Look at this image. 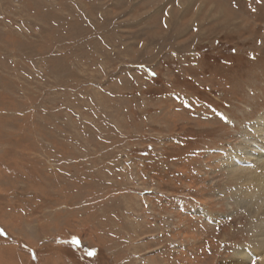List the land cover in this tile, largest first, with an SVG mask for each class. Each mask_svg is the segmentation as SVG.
Instances as JSON below:
<instances>
[{
	"label": "rangeland",
	"instance_id": "1",
	"mask_svg": "<svg viewBox=\"0 0 264 264\" xmlns=\"http://www.w3.org/2000/svg\"><path fill=\"white\" fill-rule=\"evenodd\" d=\"M263 111L264 0H0V264H227Z\"/></svg>",
	"mask_w": 264,
	"mask_h": 264
},
{
	"label": "bare ground",
	"instance_id": "2",
	"mask_svg": "<svg viewBox=\"0 0 264 264\" xmlns=\"http://www.w3.org/2000/svg\"><path fill=\"white\" fill-rule=\"evenodd\" d=\"M250 127L254 134L228 152L224 168L242 189L236 199L249 213L253 235L248 245L235 247L227 264H255V259L264 263V111Z\"/></svg>",
	"mask_w": 264,
	"mask_h": 264
}]
</instances>
